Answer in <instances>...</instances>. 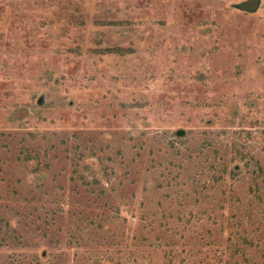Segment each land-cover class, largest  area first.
I'll return each mask as SVG.
<instances>
[{
	"label": "rangeland",
	"instance_id": "rangeland-1",
	"mask_svg": "<svg viewBox=\"0 0 264 264\" xmlns=\"http://www.w3.org/2000/svg\"><path fill=\"white\" fill-rule=\"evenodd\" d=\"M241 1L0 0V264H264V0Z\"/></svg>",
	"mask_w": 264,
	"mask_h": 264
},
{
	"label": "trees",
	"instance_id": "trees-1",
	"mask_svg": "<svg viewBox=\"0 0 264 264\" xmlns=\"http://www.w3.org/2000/svg\"><path fill=\"white\" fill-rule=\"evenodd\" d=\"M104 176V175H103ZM106 178V177H105ZM196 223V222H195ZM180 224V223H179ZM196 225H192L191 227H189L188 230L195 228ZM75 232L74 234L70 235L68 238V243H72V244H76L74 246H80L79 245V240L83 239L80 236V228H75ZM83 233V231H81ZM253 240H249L248 235H241L238 239H236V245L241 244V247L238 246V252L245 256L244 253L246 252V248H249V244H252ZM81 244V243H80ZM77 254H79L80 256H84V260H83V264H101L100 260L98 259L99 257V252L98 251H93V250H87L85 252H78ZM106 264H117L114 263L113 260L109 257L107 259Z\"/></svg>",
	"mask_w": 264,
	"mask_h": 264
},
{
	"label": "water",
	"instance_id": "water-1",
	"mask_svg": "<svg viewBox=\"0 0 264 264\" xmlns=\"http://www.w3.org/2000/svg\"><path fill=\"white\" fill-rule=\"evenodd\" d=\"M234 6L243 11H253L258 6V0H245ZM178 135H181V133L179 132Z\"/></svg>",
	"mask_w": 264,
	"mask_h": 264
}]
</instances>
